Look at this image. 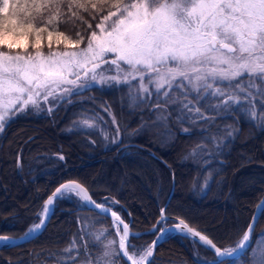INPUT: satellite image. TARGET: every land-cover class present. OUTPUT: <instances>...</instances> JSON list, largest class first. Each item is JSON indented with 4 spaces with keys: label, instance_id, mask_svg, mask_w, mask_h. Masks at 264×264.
Wrapping results in <instances>:
<instances>
[{
    "label": "trees",
    "instance_id": "1",
    "mask_svg": "<svg viewBox=\"0 0 264 264\" xmlns=\"http://www.w3.org/2000/svg\"><path fill=\"white\" fill-rule=\"evenodd\" d=\"M130 2L123 0L121 5H114L110 0L103 3L100 0H81V3L72 4L71 0H57L55 3L37 5L39 12L31 4L27 8L32 13L31 22L52 31L54 39L62 31L71 40H79V32L84 42L75 49H82L87 44L89 33L97 31L95 25L101 17ZM19 15L24 19L22 11ZM89 23L93 28H88ZM42 37L46 40L48 32L42 33ZM30 40L34 41V37H30ZM68 49L72 47L64 42L53 43L51 49L47 44L41 47V51L47 54ZM103 88L95 86L73 95L70 103H59L51 114L48 110L59 102L58 99L51 106L42 103V110L28 106L0 133V235L15 238L26 235L30 228L39 223L46 199L67 180L79 181L97 203L114 208L131 223L132 231L144 232L152 229L160 219L159 210L165 207L175 184L174 196L166 205L169 216L175 217L172 213L181 209L180 206L192 205L194 210L198 207L202 212L206 209L220 210L219 217L228 214V228L212 227V219L199 217L192 209L182 210L180 215L190 226L203 229V233L218 246H235L247 230L255 207L264 195V122L261 121L264 102L255 118L239 107L219 115L212 114L205 105V110L201 112L209 120L189 119L188 110L178 108L186 97L177 94L172 96L176 107L171 108L166 124L173 135L170 148H160L144 135L135 136L140 132L131 127L129 129L134 135L129 138L122 136L118 144L111 145L106 143L107 139L99 127L108 125L113 132H117L118 126L115 128L104 118L98 119L93 128L82 122L85 111L105 113L101 111L106 104L116 108L108 101L109 96L105 97L107 87ZM259 95L264 99V95ZM143 104L137 103L142 108ZM140 109H134L132 120L143 119L141 115L145 114ZM181 116L182 119H177ZM116 118L119 122L120 118L117 115ZM138 122L135 120L132 123L134 129L139 130L141 121L140 124ZM37 125L46 129L50 139H44V136L41 139L42 133ZM121 130L124 131L123 128ZM216 131L227 141L223 146L210 150L206 135L213 136ZM230 132L232 135H229ZM13 133L14 140L10 143ZM250 133L253 138L247 137ZM76 140L79 143L74 144ZM254 142L256 146H252ZM251 147L256 149L254 156L246 153L243 158L242 150ZM61 156L63 159H60ZM246 161L248 165L240 169V165ZM99 170L103 174L98 177L96 172ZM253 174L262 178L260 185L250 189V192H238L243 180ZM15 184L18 186L17 192ZM54 211L47 227L37 238L16 246H0V264H83L89 256L92 259L105 257L107 241H117L111 219L87 209L82 199L71 192L57 198ZM171 224L174 223L169 220L163 227ZM157 234L152 232L134 236L130 244L140 252L152 245ZM253 234L249 251L264 235V214ZM74 240L77 248L72 253L66 252ZM67 256L74 257V260L65 259ZM111 258L108 254L107 260ZM153 259L156 264H203L216 258L200 243L177 234L157 245ZM116 260L117 264H129L121 253ZM249 260L243 256L227 260V264H250Z\"/></svg>",
    "mask_w": 264,
    "mask_h": 264
},
{
    "label": "snow or ice",
    "instance_id": "2",
    "mask_svg": "<svg viewBox=\"0 0 264 264\" xmlns=\"http://www.w3.org/2000/svg\"><path fill=\"white\" fill-rule=\"evenodd\" d=\"M55 2L57 0H0V133L29 105L42 110L41 101L49 102L51 96L53 101H59L49 108L51 114L59 103H70L73 95L92 89L93 82L101 87L107 83L109 87L128 84L131 88L134 87L132 80L138 78L142 91L151 95L147 82V85L155 87L158 97L165 98V102L169 99L170 91L190 89L196 93L197 102L208 97L217 98L214 105L217 115L228 112L233 104L239 105L241 93L249 103L254 95H264L261 87L264 86V0H131L123 8L118 7L116 11L100 18L95 25L98 31L89 33L87 44L81 51H50L45 55L41 51L42 33L48 32V46L51 49L53 32L31 22L32 13L27 5L36 7ZM110 2L121 5L123 0ZM71 3L78 4L81 0H71ZM13 5L16 8L12 9ZM21 5L24 7L21 8ZM21 11L24 19L20 18ZM36 11L39 12L40 8L36 7ZM88 28H93V25L89 23ZM77 36H80L79 40H71L61 31L56 34V42L78 48L84 42V37L79 32ZM30 37H34L31 43ZM29 47L34 50V54L28 52ZM101 65L109 67L101 68ZM112 66H115L114 73ZM79 69L84 70L85 76L90 71L92 82L78 83L81 80ZM69 76L74 79H69ZM165 85L166 90L161 91ZM252 88H256V93L250 91ZM58 90L61 94L57 98ZM156 106H160L159 101ZM182 108L198 114L197 119H208L200 107L191 101L182 105ZM252 115L255 116V113ZM160 116L166 123L167 117L163 112ZM261 121L264 122V117H261ZM119 131L117 128V136ZM61 189H78L84 199L90 200L87 190L76 181L61 184L45 202L43 212L48 214L49 219L51 210L48 205L53 203V197L60 194ZM95 207L105 213L110 211V206L105 207L103 203H96ZM166 209L167 206L159 210L160 219L153 227L154 233L162 234L147 249L137 252L130 243L126 247L129 225L124 223L118 248H111V260H107L106 247L105 257L92 259L89 256L83 264H102V261L103 264H117L116 257L120 253L132 260L133 264H156L154 259L147 261V258L153 257L154 246L167 234L168 230L163 227L169 222ZM257 210L264 214V201L257 205ZM180 212L182 209L172 213L178 220V223L172 221L175 229H181L182 226L183 232L191 234L193 238L198 237L208 246L207 250H214L216 259L203 264H227L226 258L243 252L258 219L253 217V222L249 223L235 247L222 248L203 234V229L190 226ZM111 214L117 220L120 219L115 211ZM42 225L46 226L43 215L26 236ZM0 242L8 243L9 237L0 235ZM110 244L114 245L115 242ZM76 248L74 240L66 252L72 253ZM76 254L79 255L78 252ZM65 259L74 260V257L67 256Z\"/></svg>",
    "mask_w": 264,
    "mask_h": 264
},
{
    "label": "rangeland",
    "instance_id": "3",
    "mask_svg": "<svg viewBox=\"0 0 264 264\" xmlns=\"http://www.w3.org/2000/svg\"><path fill=\"white\" fill-rule=\"evenodd\" d=\"M108 23H111V21H109ZM31 42H32V40H30V43ZM53 43H57L56 39H54V38H52V44ZM46 44L48 45V38L46 40L42 39V45H46ZM82 49L72 48V49H68V50H64V51L61 50V51H52V52H59V53H63L65 51L79 52ZM14 51H20V50H14ZM28 52L31 54H34V50H31L30 47L28 49ZM44 54L48 55L47 53H44ZM108 67H109L108 65H101V68H108ZM112 68H113V73H114L115 72V66H112ZM78 71H80V75H81V80L78 81V83H83L85 81L92 82L91 81L92 73L90 71L88 72L87 76L84 75L83 69H79ZM97 71L99 72L100 69H97ZM68 78L74 79V77H72V76H69ZM93 83H94V87L99 86L98 83H96V82H93ZM247 83H248L247 80H245V86H247ZM132 85H134V87H131V88L129 87L128 84H120V85L109 87L107 85V83H104L103 84L104 88L107 87V89H108V92L106 93L105 97L109 96L110 100L108 99V101H110L112 104H114V106L116 108L115 109L110 108L109 106H106L107 105L106 104V105H104L105 108L102 109V111H101V112H105V113L99 114L98 112L94 113V112L85 111L84 120L82 122H84L85 125H87V127H91V128L95 127L97 125L96 121L100 118H104V119L109 120V122H111L115 128L118 126V128L120 130L118 136H117V132L116 131L113 132V128H111L108 125H101L99 127V130H101V133L107 139V142H106L107 144H111V145L118 144L119 141L123 139L122 136L129 138V137H131V135H134V133L131 132V130L129 129L131 127L133 130H137L140 132L139 135L135 134V136L137 135L140 137V135L141 136L144 135L147 138H149L150 141H153L155 143V145H157L158 147L164 148V149L170 148L172 146V143H173V140H172L173 135L166 128V124H168V121H169L168 116H169V113L171 111V108L176 107L175 106L176 101L172 102L175 98H173L172 96H175L177 94H180V96L186 97V100L183 101L181 103V106H178V108L181 109L182 105L187 104L189 101H191L193 105H195L196 107H200V109H201V107L206 105L209 108L210 113L216 114L214 105L217 103V98H215V97H208L206 99H202L199 102H197V100L195 99L196 93L192 92L190 89H186V90L174 89L173 91L169 92V99L167 102H165V98L158 97L156 95V92H155V87L152 85H147V82H146V86L149 88L151 95H149L148 93H146L140 89L139 84H138V78L136 80H132ZM121 87H123L124 89H122ZM166 88H167V85H165V88L161 89V91L166 90ZM262 89H264V86ZM250 91H252L253 93H256L257 90H256V88H252V89H250ZM60 94L61 93L58 90L57 98L59 97ZM158 101L160 104L159 107L156 106ZM138 102H144L143 108L141 106L137 105ZM263 102H264V99L259 94H256V95H254L251 103H249L248 100H245L243 98V93H241L240 104L239 105L233 104L230 109H233L235 107H239L241 109H244L245 112H247L250 117L255 118V117H257L258 110L260 107H262ZM41 103H45V104H48L51 106L53 103V99L50 96L49 102L41 101ZM229 103L231 104V101H229ZM253 105H254V107H253ZM29 106H31V105H29ZM53 106H51V107H53ZM17 107H19V105H17ZM139 108H141L140 111L144 112L145 115H141L142 116L141 118H143L142 120H140V118L139 119L137 118L139 120L138 124H140V121H141V124L138 127L139 130H138V129H134L132 126V123L135 120L138 121L136 118H134L132 120V118H133L132 115H133V111H135L134 109H139ZM165 108L167 109L166 112H164ZM202 110H205V108L203 107V109H201V111ZM115 112H117V114ZM162 112H163L164 116L167 117L166 123H165V120L163 119V117L160 116V114ZM188 112H189V117H192V119L196 118V116L198 115L195 112H190V111H188ZM253 112L255 113V116L252 115ZM116 115H117V117L120 118L119 122L117 121ZM145 118H147V119L145 120ZM113 119L115 120V123H113ZM208 120H209V118H208ZM37 126L39 127V130H40L39 132L42 133L41 139L43 138V136H44V139H47V140L50 139V136H48L49 134L46 132V129L45 128L42 129V127L39 125H37ZM121 128H123L124 131H122ZM18 132H21V131H18ZM207 133H212V132L207 131ZM34 135L36 136L37 134H34ZM14 136H15V133H13L11 135L12 139H11L10 143L12 142V140H14V138H13ZM247 137L253 138L251 133ZM38 139L40 140V137ZM44 139H43V141H44ZM206 139L210 144L209 145L210 147L208 148L210 150L216 149V147L219 145L223 146L227 141V139L225 141L222 138V135L220 134L219 131H216L215 133H213V136L206 135ZM113 140H118V142L114 143ZM76 142L79 143V141L76 140V141H74V144ZM104 143H105V141L103 142V144ZM63 145H64V143H63ZM69 145L71 146V144H69ZM254 145L256 146L257 143L254 142L252 146H254ZM255 151H256V149L253 147H251V149L250 148L249 149H243L242 150V157L245 158L246 153L247 154L250 153L249 155L254 156V154L256 153ZM84 159H85V157H84ZM87 160H89V158ZM247 165H248L247 161L245 163L243 162L240 165V169H243ZM96 173H97L96 176H98V177L102 176V174H103L102 170L101 171L99 170V172H96ZM95 178H97V177H95ZM261 179H262L261 177L255 176L254 174L249 175L246 179L243 180L244 182H242V185L238 189V192L241 190H243L245 192H250V189H253V187L260 185V183L262 182ZM10 185H12V184H10ZM15 185L16 186H14V187H15V191H16V190H18V188H17L18 186H17V184H15ZM0 190H1V188H0ZM68 192L73 193L72 191H68ZM180 208L182 210H185V211L188 209H192L191 211H195L194 214H196L197 216H199V217L203 216L204 219H207V218H209L210 220L212 219V221H213V224L211 225L212 227L217 226L218 228L220 227L221 229L222 228H228V223H229L228 222L229 219L227 217L228 214H223L221 217H219L220 210L218 211L216 209H211V210L206 209L205 212H202L201 210L197 209L198 207L196 208L197 210L196 209L194 210V208H192V205L190 207L180 206ZM241 214H240V216H241ZM115 229H117L119 236L121 238V236L123 235V229H121L119 226H117ZM116 235H117V241H115L113 239L107 241V243H108V245L106 246L108 248L107 255L108 254L111 255V248L112 247L118 248V246H119L118 234H116ZM112 241L115 242L114 245L110 244V242H112ZM235 246H231V247H235ZM106 247L104 249H106ZM245 256L248 259H250L249 260L250 264H264V235H263V237L259 238L256 241L253 249L250 250L249 252H247Z\"/></svg>",
    "mask_w": 264,
    "mask_h": 264
},
{
    "label": "water",
    "instance_id": "4",
    "mask_svg": "<svg viewBox=\"0 0 264 264\" xmlns=\"http://www.w3.org/2000/svg\"><path fill=\"white\" fill-rule=\"evenodd\" d=\"M152 154H153L154 156H157L156 153H153V152H152ZM69 181H75V180H67V182H65V183H63V184H66V183H68ZM76 182H77V181H76ZM77 183L81 184L79 181H78ZM81 185H82V184H81ZM58 187H60V185H59ZM58 187H56V189H57ZM83 187L87 190V194H88V196L90 197V200H86V199H84V198L79 194V190H78V189H77V190H74V191H72V192H73L75 195H77L80 199L83 200V202L85 203L87 209H89V210L91 209V210H93V211H95V212H97V213H99V214H102V215L108 217L109 219H111L114 229H115L117 226H119V227H121V229H123V224H124V223H127V224L129 225L128 237L126 238V241H125L126 247H127V245L130 243L132 237H134V236H137V237H138V236H141V235H143V234H145V233H152V232H153V227H152V229L147 230V231H144V232H136V231H132V229H131V223H128L124 218H122V217L120 216V214H119L118 212H116L113 208H110V211H108L107 213L103 212V211H102L101 209H99V208H96V207H95V204H96L97 202L94 200V198H92L90 191H89L85 186H83ZM174 189H175V184L173 185V188H172V190H171V192H170V194H169L170 196H169L167 202L165 203V206L169 203V201H170V200L172 199V197L174 196V195H173V194H174ZM67 191H69V190L61 189V193H60V194H57L56 196L53 197V203H52L51 205H48V208L51 210L50 219H51V217L53 216V214H54V212H55L54 210H55V206H56L57 198L60 197L63 193H65V192H67ZM55 192H56V190H55L53 193H55ZM53 193H52V194H53ZM52 194H51V195H52ZM51 195H50V196H51ZM46 200H47V199H46ZM261 201H264V195L261 197L260 202H261ZM260 202H259V203H260ZM259 203H258V204H259ZM258 204H257V205H258ZM105 207H107V206H105ZM43 210H44V209H43ZM112 211H115V212L117 213V215H118L119 218H120L119 220H117L116 217H113V216H112V214H111ZM42 215L44 216V218H45V220H46V226H43V225H42L40 229H36V230H34L30 235H27V236H26V235H23V236H19V237H16V238H15V237L8 236V237H9V242H8V243L0 242V246H4L5 244H7V245H11V246H16V245H20V244H23V243H27V241H30V240H33V239L37 238V236L40 235V234L43 232V230L47 227V224H48L49 221H50V219L48 218V214H45V213L43 212ZM254 216L258 217V219H257L256 222H255V228H256V226L258 225V221L260 220V218H261V216H262V214H260V213L258 212V210H257V206L255 207L254 214H253V216H252V218H251L250 223L253 222V217H254ZM169 220H172V221H175V223H178V220H175V217H171V216H169ZM121 221H123V223H121ZM39 222H40V221H39ZM255 228H254V230H255ZM32 229H33V228H32ZM165 229L168 230V231H167V234H165V235L163 236V239L159 240L158 245H159L160 243L166 241L167 237H169V236H173V235L181 234V235H183V236L190 237L191 239H193L194 241L200 243L201 245H203L204 247H206V248L208 249V246L204 245L203 242L199 241V238H198V237L193 238V237L191 236V234H186L185 232H183V231L181 230V229H182V226H181V229H175L174 224H171V225H167V226L165 227ZM116 231H117V229H116ZM246 231H247V230H246ZM28 232H29V231H28ZM28 232H26V233H28ZM253 233H254V231L251 232V233L249 234V241L246 242L247 245H248L247 248H246L243 252H238L236 255H234V256H232V257H229V258H226V260L240 259V258H242V256H245L246 253L248 252V250L251 248V243H252V239H253V236H254ZM117 234H118V238H119V240H120V236H119L118 231H117ZM161 234H162L161 232H158V234L155 236V240H157V237H159ZM203 234H204V233H203ZM5 236H6V235H5ZM209 239H211V238L209 237ZM155 240H154V241H155ZM152 245H153V243H152ZM156 247H157V245L154 246V248H153L154 255H155V253H156ZM211 251H212V253L214 254V250H211ZM154 255H153V257H154ZM121 256H122L123 259H125L126 261H128L129 264H133V262L130 261V260L128 259L127 256H124L123 253H121ZM153 257H148V258H147V261H151V259H152Z\"/></svg>",
    "mask_w": 264,
    "mask_h": 264
},
{
    "label": "bare ground",
    "instance_id": "5",
    "mask_svg": "<svg viewBox=\"0 0 264 264\" xmlns=\"http://www.w3.org/2000/svg\"><path fill=\"white\" fill-rule=\"evenodd\" d=\"M130 261H132V260H130Z\"/></svg>",
    "mask_w": 264,
    "mask_h": 264
}]
</instances>
